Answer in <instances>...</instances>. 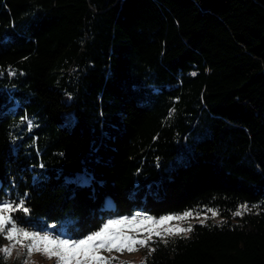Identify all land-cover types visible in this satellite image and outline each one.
Segmentation results:
<instances>
[{
  "label": "trees",
  "instance_id": "obj_1",
  "mask_svg": "<svg viewBox=\"0 0 264 264\" xmlns=\"http://www.w3.org/2000/svg\"><path fill=\"white\" fill-rule=\"evenodd\" d=\"M0 70L22 226L79 239L209 206L223 218L122 261L264 264V0H0Z\"/></svg>",
  "mask_w": 264,
  "mask_h": 264
},
{
  "label": "snow or ice",
  "instance_id": "obj_2",
  "mask_svg": "<svg viewBox=\"0 0 264 264\" xmlns=\"http://www.w3.org/2000/svg\"><path fill=\"white\" fill-rule=\"evenodd\" d=\"M2 74V70H0ZM8 75H16L15 70H9ZM192 75H196L192 73ZM175 110H171L169 116ZM28 120L27 116L22 119V123ZM32 126L31 121L28 122ZM43 167V165H41ZM27 194H25V197ZM247 208L246 205L242 206ZM213 216L217 212L209 209ZM21 213L25 217L30 214L29 207L26 206L24 197L13 201L10 199L0 200V235L4 237L8 244L0 247V254L7 260L12 255V250L19 246L26 250V257H31L34 253H39L43 257L54 260L55 264H113L115 257H106L102 252L111 253H133L141 248H147L149 255L156 249L149 247L153 238H159L165 245L167 238L181 237L187 238L192 231V226L187 228L164 226L172 220H185L192 217L191 212H184L182 215H166L156 219L150 215L137 212L135 215L110 219L102 225L97 231H93L83 238L73 239L65 233L55 234L49 230H33L22 226L19 217L15 214ZM234 216H240L242 213L236 211ZM203 225L204 219L200 220ZM121 225L122 227H114ZM49 229L54 227L48 226ZM17 257L20 252L16 253ZM27 264V260L25 261ZM120 264H125L121 261ZM144 264V262H142Z\"/></svg>",
  "mask_w": 264,
  "mask_h": 264
},
{
  "label": "rangeland",
  "instance_id": "obj_3",
  "mask_svg": "<svg viewBox=\"0 0 264 264\" xmlns=\"http://www.w3.org/2000/svg\"><path fill=\"white\" fill-rule=\"evenodd\" d=\"M244 205L247 206L246 209L242 207ZM249 208H250V205H248L246 203H241L235 210L232 211L231 219L237 220V218L233 215L236 211H240L242 213L243 211H245ZM209 209L217 212V215L213 216L212 212L208 211ZM186 211L191 212L193 214L192 217H189L185 220H172V221L167 222V224L164 226L187 228L189 225H192L195 222H200L201 219H204L205 222H208V221L216 222V221H219L223 218V216L219 213L217 208L209 207V206H205V207H202L201 209H197V210H195V209H184L182 211H177V212H168V213H164V214L160 215L159 217H154V218L159 219L161 216H166V215H182ZM137 212H139L141 214L149 215V214H146L144 212L136 211L130 215H121L117 218L124 217V216L131 217V216L135 215ZM117 218H109L108 220L117 219ZM108 220H106L104 223H106ZM114 227L119 228L122 226L121 225H114ZM49 231H51V230H49ZM55 234H57V233H55ZM0 239H1L0 240V247L6 246L8 244V241H6L2 235H0ZM157 239L158 238L154 237L153 241L150 242L149 247L152 248L154 246V241ZM17 252H20L19 257H17V255H16ZM147 252H148L147 248H141L138 251L133 252V253H128L126 251L124 253H116L115 251H113L111 253L102 252L101 255H104L106 257H115L116 259L113 261V264H115L118 261H122V260H127V261H130L132 263H135V262L143 260L146 256ZM0 258L2 260H5V259H3L2 254H0ZM26 260H27V264H55L54 260H49V259L43 257L39 253H34L31 257H26V250L20 248L19 246H17V248H14L12 250V255L5 261L10 262V263L16 262V263L25 264Z\"/></svg>",
  "mask_w": 264,
  "mask_h": 264
}]
</instances>
